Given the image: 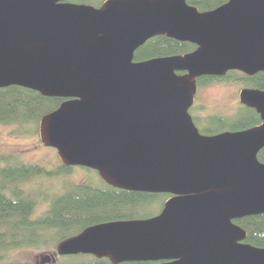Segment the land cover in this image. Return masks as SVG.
<instances>
[{
    "label": "water",
    "instance_id": "1",
    "mask_svg": "<svg viewBox=\"0 0 264 264\" xmlns=\"http://www.w3.org/2000/svg\"><path fill=\"white\" fill-rule=\"evenodd\" d=\"M156 35L196 47L134 60ZM230 70L264 71V0L205 11L187 0H0V88L64 98L41 116L40 142L112 187L171 195L156 215L60 240L59 254L112 264H264V247L246 242L233 222L264 213V90L238 93L259 115L252 127L204 134L189 113L197 78Z\"/></svg>",
    "mask_w": 264,
    "mask_h": 264
},
{
    "label": "trees",
    "instance_id": "2",
    "mask_svg": "<svg viewBox=\"0 0 264 264\" xmlns=\"http://www.w3.org/2000/svg\"><path fill=\"white\" fill-rule=\"evenodd\" d=\"M76 3L100 6L104 0H70ZM199 9H212L221 5V0H187ZM194 45L165 35H156L146 40L134 52V60L183 54L193 50ZM210 75L197 79L200 86L206 85ZM244 79L251 86L264 90V71L253 77L237 70H230L224 79ZM244 77V78H243ZM64 100L61 97H47L35 90L11 85L0 88V124H15L19 133H38V123L44 114L56 109ZM203 108V106H200ZM195 125L204 134L223 130H241L260 123L258 113L251 107L238 102L233 113H207L193 116ZM264 162V147L257 153ZM86 170L89 168L84 167ZM72 166L61 162L51 168L19 160L13 153H0V261L9 260L14 251L23 248H55L65 236L78 231L82 226L101 220L144 218L154 213L141 214L140 209H159L169 196L168 193H147L108 186L91 187L93 180L72 183L63 193H53L48 210L35 215L40 185L37 180L52 179L59 174H68ZM94 171V170H93ZM97 175V172L94 171ZM41 179V180H42ZM40 196V195H39ZM158 209V210H159ZM93 216L96 218L93 219ZM246 231L245 241L264 247V213L248 215L233 220ZM46 264H112L107 258L91 255L65 256ZM119 264H144L122 262Z\"/></svg>",
    "mask_w": 264,
    "mask_h": 264
},
{
    "label": "rangeland",
    "instance_id": "3",
    "mask_svg": "<svg viewBox=\"0 0 264 264\" xmlns=\"http://www.w3.org/2000/svg\"><path fill=\"white\" fill-rule=\"evenodd\" d=\"M241 87L240 80L231 79V77L229 80H221V83L215 82L202 88L197 87L195 106L204 107V109H199L201 115L207 113L229 115L233 113L238 104V93ZM190 111L193 112V108ZM0 153H13L18 155L22 162L37 163L48 168L60 163L56 150L44 146L39 140L38 133H19L15 124H0ZM41 179L37 180L35 184H41L38 191H45L47 194L38 193L40 196L37 197L38 205L35 209V215L47 209L53 193H63L72 183L96 181L98 177L93 170H86L82 166H72V170L68 174L62 173L52 179ZM158 209L159 206L155 205L150 209L142 208L140 212L141 214L155 213ZM56 259L59 257L55 253V248L50 245L40 249L23 248L16 250L9 260L0 261V264H46Z\"/></svg>",
    "mask_w": 264,
    "mask_h": 264
},
{
    "label": "flooded vegetation",
    "instance_id": "4",
    "mask_svg": "<svg viewBox=\"0 0 264 264\" xmlns=\"http://www.w3.org/2000/svg\"><path fill=\"white\" fill-rule=\"evenodd\" d=\"M227 0H221V4H223L224 2H226ZM190 4V3H189ZM192 5V4H191ZM193 6H195V5H193ZM195 7H197V6H195ZM215 8V7H214ZM197 9L199 10V11H205V10H210V9H199L198 7H197ZM213 9V8H212ZM191 44H193V43H191ZM194 45V48L196 47V45L195 44H193ZM193 48V49H194ZM240 73H242V74H244L245 76H248V77H253L256 73H254L253 75H247V74H245V73H243V72H241V71H239ZM211 77H208V83L207 84H210V83H215V82H218V83H221V80H223L224 79V77L226 76V74L225 75H223V76H214V75H210ZM244 78V77H243ZM198 79V78H197ZM240 83H241V85H242V87L241 88H258V89H260L259 87H256V86H251L250 84H248V82L246 81V80H244V79H241L240 80ZM206 84V85H207ZM196 85H197V87H203V86H200L199 84H198V82H197V80H196ZM205 86V85H204ZM240 88V89H241ZM193 108V112L192 111H190L191 109ZM198 109V110H197ZM199 109H201L200 108V106H198V105H196L195 106V95H194V100H193V103H192V105L189 107V113H190V115H191V117L193 118V116L195 115V116H198V115H200V110ZM197 113H198V115H197ZM90 170H92V169H90ZM95 171V170H94ZM97 172V171H96ZM97 177H98V179L95 181V180H93V182H94V185H92L91 187H94V188H103L101 185H102V182L103 183H105L100 177H99V175H98V173H97ZM102 181V182H101ZM106 185H108L107 183H105ZM108 186H110V185H108ZM147 193H153V192H147ZM171 195L169 194V196L167 197V198H169ZM164 203V202H163ZM48 206H50V204H48ZM163 206V205H162ZM162 206H161V208H162ZM161 208L157 211V212H155L153 215H156V214H158L159 212H160V210H161ZM49 208H47V210H48ZM153 215H150V216H153ZM150 216H147V217H150ZM96 217L95 216H93V219H95ZM144 218H146V217H144ZM107 221H111V220H101V221H96V222H90V223H88V224H86V225H84V226H82L78 231H76V232H73V233H71V234H69V235H67V236H65L63 239H65V238H67V237H69V236H72V235H75V234H77V233H79L80 231H82L84 228H86V227H88V226H91V225H94V224H97V223H102V222H107ZM62 240V239H61ZM55 253H56V255H57V257H65V256H78V255H91V256H94V255H92V254H84V253H76V254H65V255H63V254H59L57 251H56V248H55ZM95 257V256H94ZM142 263H144V264H148V263H153V262H142Z\"/></svg>",
    "mask_w": 264,
    "mask_h": 264
}]
</instances>
